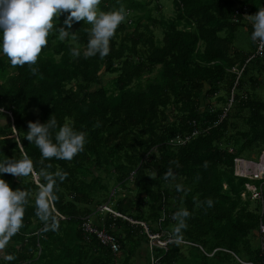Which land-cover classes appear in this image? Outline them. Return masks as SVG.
I'll list each match as a JSON object with an SVG mask.
<instances>
[{
    "label": "trees",
    "instance_id": "16d2710c",
    "mask_svg": "<svg viewBox=\"0 0 264 264\" xmlns=\"http://www.w3.org/2000/svg\"><path fill=\"white\" fill-rule=\"evenodd\" d=\"M171 1L173 15L162 18L153 0H101L100 11H127L104 58L70 55L71 47H86L91 25L74 22L60 40L69 13L54 21L36 75L28 65L12 68L0 52V162L27 155L37 174L48 164L68 174L55 193V230L35 215L39 175L0 176L31 194L0 264H239L226 251L259 264L264 207L247 186L258 190L262 180H251L260 174L252 163L237 167L251 179L235 175L234 165L243 152L264 151V60L246 63L255 43L245 53L233 42L238 29L253 32L235 9L254 15L264 0ZM102 74L109 78L100 81ZM54 114L58 126L84 131L86 144L71 161L41 165L40 150L26 140L28 122L47 123ZM194 131L184 145L172 144ZM169 169L175 179L165 181ZM194 197L211 198L214 207L205 212ZM181 207L192 214L177 240L184 244L150 245L145 229L176 240L172 216ZM84 219L113 235L118 253L85 233Z\"/></svg>",
    "mask_w": 264,
    "mask_h": 264
},
{
    "label": "clouds",
    "instance_id": "9594fccd",
    "mask_svg": "<svg viewBox=\"0 0 264 264\" xmlns=\"http://www.w3.org/2000/svg\"><path fill=\"white\" fill-rule=\"evenodd\" d=\"M101 0H0V52L7 57L12 68L28 65L33 75L38 73L35 65L48 44V36L54 28V21L64 13H69L64 20V27H59V39L69 37V30L74 22L84 21L91 25L86 29L88 42L81 50L79 46L70 48V55L74 58L88 59L99 55L104 58L110 53V40L114 37L118 26L126 19L127 11L123 6L119 10L104 12L99 10ZM252 23L253 32L251 41L264 48V7L258 8L254 15L247 16ZM72 40L76 34L71 32ZM67 120V118H66ZM99 127V123L95 125ZM55 133V143L52 139V130ZM86 133L75 131L69 124L58 126L55 114L50 116L47 123L28 122L26 140L40 150V164L46 160L71 161L84 150ZM243 160V159H242ZM207 166V163L205 164ZM51 164L41 167L39 173L34 170V164L27 155L21 159L6 158L0 162V176L10 174L18 179L39 175L43 183L37 181L38 191L35 194L34 207L36 217L46 225L51 221L53 230L58 228L54 216L53 202L56 200L58 181L62 183L67 178V173L57 170L49 171ZM175 179L169 169L163 176L165 181ZM247 178V177H246ZM249 179V178H248ZM177 192H185L183 185H176ZM31 194L28 191L17 189L13 191L8 182L0 178V249H3L23 227V218L26 206L30 202ZM195 207L202 208L205 212L214 207V201L207 198L203 201L193 198ZM188 209L181 207L172 216L175 224L172 237L176 240L182 238V233L188 227L187 221L191 218Z\"/></svg>",
    "mask_w": 264,
    "mask_h": 264
},
{
    "label": "built area",
    "instance_id": "2783aa9c",
    "mask_svg": "<svg viewBox=\"0 0 264 264\" xmlns=\"http://www.w3.org/2000/svg\"><path fill=\"white\" fill-rule=\"evenodd\" d=\"M235 11H236V14L241 13V17L244 18V21L246 23H249V25L252 26L251 22L249 21V19L247 17L248 16V8L247 7H242L241 10H239V8H236ZM251 28L253 29V27H251ZM255 45H256V49L254 51V54L250 55L246 59V63L249 62L250 60L256 59V58L264 60V48L260 47L258 43H255ZM242 70L243 69H241L240 71L236 72L235 70L232 69V71L236 72L238 76L240 75V73H241ZM231 102L232 101L230 100L228 106H230ZM223 117H224V115L222 116V118ZM196 134H197V132L194 131V133L191 136H186L185 138H183V137H176L174 139V141H173L172 144H174L176 146H182L187 141H189V139L191 137L195 136ZM230 152H232V150H230ZM241 162H247L248 163V161H245V160H242V159H236L235 160V165H234V173L237 176L246 177V176L241 175V174H239L237 172L238 163H241ZM256 180H262V184L260 185V187H259L258 190H256L252 186H247V188L251 192L252 199H256V200L260 201L261 207L263 208L264 207V194H263L264 177H260V178H258ZM102 210H106V211H109L110 212V210L106 206H103L102 207ZM141 225L144 226L143 224H141ZM81 227H82V230L85 233H87L88 235L95 236L96 239L99 241V243L101 245L109 248L113 254L118 253V251H119V245L117 243L116 238L113 235L107 233L104 229H97V228L93 227L88 219H84ZM145 231H146V233H147V235H148V237L150 239V245H154V243H156L155 242L156 241V238H158V240H160V236L159 235H156V236L155 235H151V234L148 233V231L146 229H145ZM258 236H259V260H260L259 261V264H264V224L263 223H260L259 224V227H258ZM171 241H175L177 243L184 244L181 241L172 240L170 238L165 239V241L163 243H161L160 241H158L157 243L160 245V248L165 249L166 244L168 242H171ZM215 251H213V253ZM226 252H229L232 256H234V258L237 260V262L239 264H256V263H254L252 261L241 260V259H239L236 255H234L230 251H226ZM213 253L210 254V255H208V256L213 255Z\"/></svg>",
    "mask_w": 264,
    "mask_h": 264
},
{
    "label": "rangeland",
    "instance_id": "374dc122",
    "mask_svg": "<svg viewBox=\"0 0 264 264\" xmlns=\"http://www.w3.org/2000/svg\"><path fill=\"white\" fill-rule=\"evenodd\" d=\"M142 1H145V0H142ZM153 1L159 2L161 4V6H162L161 15H163L162 18H168V17L173 15V7H172V1L171 0H153ZM152 7H153V3H152ZM158 18H161V17H158ZM155 34H157V31H155ZM250 37H251V35L246 31V29H244V28L238 29V31L235 34L233 46L242 52H245V53L251 52V38ZM107 78H109V76L102 74V79H100V81L103 82ZM261 155L262 154H259L255 151H252V152H243L241 157L245 161H252V162L257 163L256 165H260L259 161H260ZM256 179H258V178H255V179L253 178L251 180H256ZM156 235L157 234H155V236ZM158 241L163 243L165 241V239H161V237H160V240H158V238H156V241H155L156 243H154V245L157 247H160V245L157 243ZM0 255H2V252H0ZM142 255L143 256L145 255L144 251L142 252Z\"/></svg>",
    "mask_w": 264,
    "mask_h": 264
},
{
    "label": "bare ground",
    "instance_id": "6f19581e",
    "mask_svg": "<svg viewBox=\"0 0 264 264\" xmlns=\"http://www.w3.org/2000/svg\"><path fill=\"white\" fill-rule=\"evenodd\" d=\"M260 165L252 164L253 168L256 170V172H259L260 174H257L255 177L252 178H260L264 177V156L261 159Z\"/></svg>",
    "mask_w": 264,
    "mask_h": 264
},
{
    "label": "water",
    "instance_id": "95a60500",
    "mask_svg": "<svg viewBox=\"0 0 264 264\" xmlns=\"http://www.w3.org/2000/svg\"><path fill=\"white\" fill-rule=\"evenodd\" d=\"M263 156H264V151L262 152V155H261V157H260V161H259V163L261 162V159H262ZM248 163L257 164V163L252 162V161H248Z\"/></svg>",
    "mask_w": 264,
    "mask_h": 264
},
{
    "label": "crops",
    "instance_id": "0c3cea01",
    "mask_svg": "<svg viewBox=\"0 0 264 264\" xmlns=\"http://www.w3.org/2000/svg\"><path fill=\"white\" fill-rule=\"evenodd\" d=\"M248 33L251 35L252 34V31H248Z\"/></svg>",
    "mask_w": 264,
    "mask_h": 264
}]
</instances>
